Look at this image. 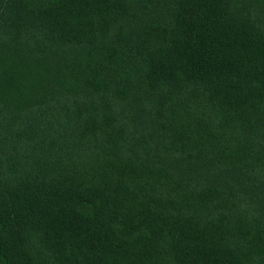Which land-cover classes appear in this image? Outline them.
Segmentation results:
<instances>
[{
  "label": "trees",
  "instance_id": "1",
  "mask_svg": "<svg viewBox=\"0 0 264 264\" xmlns=\"http://www.w3.org/2000/svg\"><path fill=\"white\" fill-rule=\"evenodd\" d=\"M0 264H264V0H0Z\"/></svg>",
  "mask_w": 264,
  "mask_h": 264
}]
</instances>
